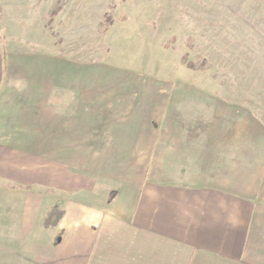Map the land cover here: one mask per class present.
Wrapping results in <instances>:
<instances>
[{
	"label": "crops",
	"instance_id": "crops-1",
	"mask_svg": "<svg viewBox=\"0 0 264 264\" xmlns=\"http://www.w3.org/2000/svg\"><path fill=\"white\" fill-rule=\"evenodd\" d=\"M41 81L12 102L0 66V264H264V149L228 103L136 119Z\"/></svg>",
	"mask_w": 264,
	"mask_h": 264
},
{
	"label": "rangeland",
	"instance_id": "rangeland-1",
	"mask_svg": "<svg viewBox=\"0 0 264 264\" xmlns=\"http://www.w3.org/2000/svg\"><path fill=\"white\" fill-rule=\"evenodd\" d=\"M0 66L22 88L2 90L12 102L42 80L54 100L106 97L136 119L187 101L205 122L228 103L243 147L264 149V0H0Z\"/></svg>",
	"mask_w": 264,
	"mask_h": 264
},
{
	"label": "trees",
	"instance_id": "trees-1",
	"mask_svg": "<svg viewBox=\"0 0 264 264\" xmlns=\"http://www.w3.org/2000/svg\"><path fill=\"white\" fill-rule=\"evenodd\" d=\"M123 14H125V13H123ZM125 17V16H124Z\"/></svg>",
	"mask_w": 264,
	"mask_h": 264
}]
</instances>
